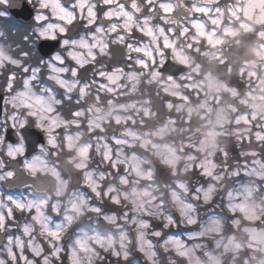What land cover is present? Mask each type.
<instances>
[{"label":"clouds","instance_id":"clouds-1","mask_svg":"<svg viewBox=\"0 0 264 264\" xmlns=\"http://www.w3.org/2000/svg\"><path fill=\"white\" fill-rule=\"evenodd\" d=\"M0 264H264V0H0Z\"/></svg>","mask_w":264,"mask_h":264}]
</instances>
